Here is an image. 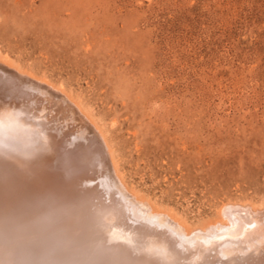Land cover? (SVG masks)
Here are the masks:
<instances>
[{
  "label": "rangeland",
  "instance_id": "374dc122",
  "mask_svg": "<svg viewBox=\"0 0 264 264\" xmlns=\"http://www.w3.org/2000/svg\"><path fill=\"white\" fill-rule=\"evenodd\" d=\"M4 72L29 76L44 114L37 118L0 92V151L58 162V130L92 147L127 212L122 221L104 207L95 216L107 246L166 260L159 236L134 237L144 222L192 247L212 242L222 258L264 246V0H0ZM53 112L62 129L44 118ZM88 179L81 183L99 188L100 178ZM42 200L36 208L58 217ZM226 205L234 222L219 218ZM3 254L0 248V264H9Z\"/></svg>",
  "mask_w": 264,
  "mask_h": 264
},
{
  "label": "bare ground",
  "instance_id": "6f19581e",
  "mask_svg": "<svg viewBox=\"0 0 264 264\" xmlns=\"http://www.w3.org/2000/svg\"><path fill=\"white\" fill-rule=\"evenodd\" d=\"M1 63H3V62L1 61ZM7 66H8V64H7ZM2 71H4V70H1V72ZM13 72H8V74L5 72L0 73V92H2V95L6 99H8L11 102V104L19 106L20 108H22L25 112H28L29 114H33L35 116H38L37 118H39V117L42 118L41 116L44 113H43L42 105H41L42 99L40 98V96H39L40 94L38 93L39 88H36V85L32 84V82L27 79L29 76H27V78H25V79L21 78L20 76L17 78L18 75L16 76V73H13ZM17 72L20 73V70ZM35 80H36V78H35ZM40 82H42V81H40ZM37 85H39V84H37ZM46 85L47 84H45V86ZM48 86H47V88H48ZM52 89H53V87H52ZM54 90H57V89H54ZM61 97H63V96H61ZM67 99H68V97H67ZM68 104H70V103L68 102ZM0 105H1V103H0ZM60 105H62V104H60ZM2 106H4V104H2ZM13 107H15V106H13ZM75 107H77V106H75ZM78 107H77V109H79ZM52 108L55 111H59V109L61 107L56 102L55 104H53ZM4 109L8 110L6 107ZM9 110H10V108H9ZM9 113L11 114L12 112H9ZM55 113H57V112H55ZM55 113L51 114L52 116L51 115L50 116L44 115L45 116L44 118L45 119L47 118L48 119L47 121H49L54 128H56L58 126L57 127L58 129H62V128H59L60 125L58 124L57 114H55ZM2 114L3 113H1L0 115H2ZM45 114H46V112H45ZM3 116L4 115H2V117ZM12 116H13V114H12ZM80 116H82V115H80ZM14 118H15V115H14ZM21 118H20V120H21ZM22 119L24 120V118H22ZM84 119H85V117H84ZM23 120L21 122H23ZM38 120L39 119H37V121ZM15 122H18V121H15ZM20 124H19V126H20ZM16 126H17V124H16ZM22 126H21V128H22ZM28 126H30V125H28ZM42 126H44V125L42 124ZM5 127H6V125H5ZM17 127H15V128H17ZM24 127L25 126H23L22 129H24ZM3 128H4V122H3ZM13 129L14 128L11 127V130H13ZM11 130H10V132H11ZM15 130L16 129H14L13 131H15ZM24 130H26V132L28 131L27 129H24ZM7 131H9V129ZM95 131H96V129H95ZM97 131H100V130H98V128H97ZM3 132H5V131L3 130ZM88 132H89V130H88ZM7 134L5 133L3 135H7ZM56 134L58 137H56L54 134L53 135H54V137H56L58 139V143H59L58 149L60 151V155H59V158H60L59 161L60 162L58 160H57L58 162L54 161L55 158L53 160H51L50 158H45V159L43 158L41 160L37 159V157L33 158V156H31V155L34 153H32L28 157V155L23 156L24 154L21 155L19 152H18L19 154L17 152L16 153L14 152V154H17L18 157H13L12 156L13 152L8 154L7 151L6 152L0 151V248L4 252L3 256L4 255L6 256L7 260L9 261V264H264V246L259 247V248L257 247L255 250L252 249L253 250L252 252H247L245 250L247 252V253H245L244 251H242V252H244L243 256H236V255L232 256V254L231 255L228 254L229 252L226 250V252H228L226 254H228V255L226 256V258H222L224 253H222V251L219 252L217 250L218 247L216 249L210 248L212 246V242H209V243H211L210 247H206L205 245H198V246L196 245V247H192L188 242H185L182 239V237L175 236L174 234L170 233L168 231L170 229H168V230L161 229V228L156 227L157 225L156 226L151 225L149 222L148 223L144 222V223L140 224V227H136L134 237L137 240H143L145 237H148V236H159L160 239L163 241V244H164V249H165L164 254L166 253L165 255H167L166 260H163L166 257L162 258L158 255L159 259H161V258L162 259L155 261V262H152V261H150V259L149 260L146 259V257L140 256L137 254H133L129 249H127L125 247H122V246L118 247L117 246V247L113 248L115 246L114 244H113L114 246L112 245V247L107 246L105 241L102 239V237L99 236L96 232L97 230L95 229V226H97L96 225L97 219L95 218V216L100 215L99 213L102 212L101 208L104 207L106 209L108 208V210L111 209L114 212H116L117 216L120 218L118 220L122 221L124 219V216H126V214H127L126 207H125L124 203L120 200V198L115 193L112 192L113 188L110 187V189L112 188L111 192H110L108 187L106 186V181L104 180V173L100 170V168L98 166V157H97L96 153L94 152V150L92 149V147L88 146L87 144H84L83 142H82V144H77L75 140H72L73 136L71 138L69 136L70 134L68 135L67 133H65L63 131L58 130L56 132ZM100 134H102V133L100 132ZM100 134H98V135H100ZM20 135H21L20 137H22V132L20 133ZM73 135H74V132H73ZM101 136H103V135H101ZM18 137H19V135H18ZM38 137H40V136H38ZM3 138H5V137L3 136ZM8 138H11L10 142H12L13 137L8 136ZM48 138L50 139L49 136H48ZM0 139H2V138H0ZM26 139H27V137H26ZM32 139H33V137H32ZM36 139H39V138H36ZM40 139H41V137H40ZM81 139H82V137H81ZM13 140H16V139H13ZM39 140H38V142H39ZM87 140H89V139H87ZM2 141H4V140H2ZM20 141L23 142L26 140L23 139ZM33 141H34V139H33ZM46 141L48 142V140H45V143H46ZM50 141H52V140L50 139ZM53 141H55V140H53ZM30 142H31V140H30ZM80 142H81V140H80ZM27 143H29V141ZM50 143L52 144V142H50ZM14 144H15V142H14ZM16 144H17V142H16ZM24 144H25V142H24ZM37 145H38V143H37ZM43 145H44V142H43ZM56 145H55V147H56ZM17 146L20 147V145H17ZM27 146L29 147L30 145H27ZM32 146H36V145H32ZM40 147L38 149H41ZM48 147H50V146H48ZM50 148H49V150H50ZM15 149H17V148H15ZM19 149L21 152L23 151V150H21V147ZM38 149H36V150H38ZM42 149H44V148H42ZM3 150H4V148H3ZM36 150H35V152H36ZM51 151H52V149H51ZM106 153H108V152H106ZM36 155H37V153H36ZM34 156H35V154H34ZM47 157H48V155H47ZM53 157H54V155H53ZM57 157L58 156H56V158ZM111 161H112V159H111ZM111 164H112V162H111ZM113 165H115V164H113ZM104 166H106V165L104 164ZM114 169H116V168H114ZM95 176L101 179L100 182L98 183L99 188L95 187L96 190H94V188H92V187H89V186L81 183L83 179L85 180V179H88L90 177L92 178ZM116 180L118 182V179H116ZM122 186H124V185H122ZM120 188H122V187H120ZM120 188L118 190H120ZM121 192L125 193V191H122V190H121ZM127 194H128V191H127ZM39 198L43 199L42 202L45 203L53 211V214L55 212V214L58 217L52 216L51 214L50 215L46 214L45 212L42 213L44 210L42 212H40V210H38L36 208V206H38L37 205L38 202L36 200H39ZM227 205H226V207L224 206L221 208V210L219 212V218H221V219L223 218V220H224V218H227V221L234 222L237 219V217L235 216V213L233 212L231 205L228 206L230 208H228ZM137 206H138V203H137ZM236 206H238V205H236ZM236 206H234V207H236ZM247 207H249V206H247ZM146 208H147V206H146ZM249 208H247V209L249 210ZM136 209H137V207H136ZM237 209H239V208H237ZM111 210H109V211H111ZM142 210H145V209L142 208ZM152 210L153 209H151V211ZM136 212H137V210H136ZM247 212H249V211H247ZM254 212H256V209ZM259 212H258V214L261 213V212L260 213ZM111 213L113 214V212H111ZM241 213H242V211H241ZM243 213H244V210H243ZM156 214H157V212H156ZM166 216H169V215H166ZM256 216H257V214H256ZM99 217L101 218V216H99ZM118 217H116V218H118ZM169 217H171V216H169ZM137 218H139V217L138 216L136 217V219H135L136 221L138 220ZM252 218H253V216H252ZM260 218L262 219V216ZM147 219H148V217H147ZM159 219H160V217H159ZM171 219H173V218L171 217ZM239 219H241V218H239ZM156 220H158V219L156 218ZM223 220H221V221L224 222ZM99 221H101V219ZM127 221H129V219H127ZM227 221H225V222H227ZM257 221H258V219H257ZM126 222H125V224H127ZM166 222H168V221H166ZM175 222H176V219H175ZM60 223H63V224H60ZM109 223H111V222H109ZM134 223L137 224V222H135V221H134ZM177 223H178V221H177ZM215 223H217V222L215 221L214 225H215ZM166 224H164V225H166ZM179 224L181 225L182 223L180 222ZM218 224H220V223H218ZM257 224H258V222H257ZM261 224H264V223H261ZM169 225H170V223L168 224V226ZM223 225H225V224L223 223ZM106 226H108V225H106ZM122 226L125 227L126 225H122ZM181 226H183V225H181ZM209 226L211 227V225H209ZM237 226H238V224H237ZM103 227H104V225H103ZM184 227H185V225H184ZM207 227L204 228L202 233L205 231V229ZM210 227H209V229H210ZM216 227H219V226H216ZM246 227H247V225H246ZM246 227H245V229H246ZM252 227H254V226H252ZM262 227H264V226H262ZM177 228H179L181 230L180 227L177 226ZM230 228H232V227H230ZM57 229H60V230H57ZM210 230H212V229H210ZM260 231H262V230H260ZM187 233L185 235H187ZM193 233H195V232H193ZM257 233H260V232H257ZM204 234L206 235V231ZM241 234L242 233H240V235ZM248 234H250V233H248ZM251 235L252 234H250L249 236H251ZM126 236H128V235H126ZM234 236H236V234ZM253 236L255 237V234H253ZM110 237H111V235L108 238H110ZM203 237L206 238V236H203ZM226 237L228 239L229 236H226ZM230 237H231V235H230ZM246 237H247V235H246ZM246 237L243 239L247 240ZM256 237H258V236L256 235ZM200 242L202 243V241H200ZM119 243H120V241H119ZM125 243H127V242L125 241ZM144 243H146V242H144ZM225 243H227V242H225ZM121 244H122V242H121ZM213 244H215V243H213ZM229 244H230V242H229ZM229 244H228V246H229ZM147 247H148V245H147ZM225 248H227V247H225ZM147 249H149V248H147ZM153 249L155 250V247ZM161 249L163 250L162 247H161ZM242 250H244V249H242ZM151 251H152V249H151ZM160 252H162V251L160 250ZM234 252H236V251H234ZM147 253H149V252H147ZM158 253H159V251H158ZM141 254H143V253H141ZM247 254H248V256H247ZM245 256H247V258ZM155 257H156V255H155ZM242 257H243V259H242ZM4 262H6V261L4 260Z\"/></svg>",
  "mask_w": 264,
  "mask_h": 264
}]
</instances>
